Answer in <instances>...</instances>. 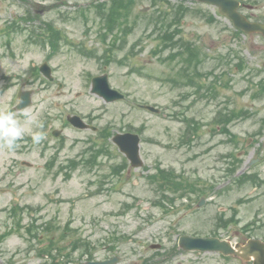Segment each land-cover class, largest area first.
<instances>
[{
  "label": "rangeland",
  "instance_id": "rangeland-1",
  "mask_svg": "<svg viewBox=\"0 0 264 264\" xmlns=\"http://www.w3.org/2000/svg\"><path fill=\"white\" fill-rule=\"evenodd\" d=\"M91 1L0 0V111L9 106V96L16 93L19 84L24 81V86L34 90L33 106L27 111L37 121L40 116L42 118L51 112L50 108L53 107V114H59L63 109L65 114L76 113L83 118L96 120V126L112 123L115 131L143 125L141 155L144 166L133 168L130 173L123 172L119 177L110 175L112 178L105 181V189H99V180L111 174V161L105 160L102 166L92 172L76 170L67 180L63 175H57L55 170L48 172L44 168L39 171L52 152L45 151L41 143H20L15 151L0 147V235L13 225V219L9 216L12 205H29L32 208L42 205L43 211L37 215L40 223L52 221L64 226L72 219L70 226L74 230L70 235L68 232L64 241L80 236L100 245L97 256L106 254L105 249L116 250L122 257L120 264H141L154 254L155 249L151 245L161 243V252L165 253L178 242L181 234H209L217 230L216 223L221 213L230 215L233 208L238 206L239 225L228 229L219 227L222 238H228L233 243L245 242L249 235L263 238L264 184L255 187L248 182L238 184L235 179L246 171H258L264 177V97H252L255 87L251 85V80L264 78V38L252 34L234 39L231 22L221 16L217 8L207 4L202 8L215 16V22L210 23L204 16L194 12L188 14L182 21L183 34L187 39L197 42L202 54L208 55V59L201 66L203 75L196 76L201 87L191 86L184 90L181 86L176 88L175 82L170 81L169 65L161 64L159 57L152 54L154 42L145 35L141 22V27L129 35L128 45L140 38L136 51L140 50V45L145 48L134 57L131 55L132 47L127 48L124 53L130 54L132 60L126 66L121 65L117 53L110 65L103 66L98 57L93 60L81 56L78 51L74 52L64 45L57 55L47 58L48 48L30 45L26 38L27 32L10 36L4 33L7 25L20 16L33 13L32 6L35 9L37 4H43L50 8L42 13L41 21L30 22V26H42L44 21H51L74 42L84 41L88 48L97 49L100 55L105 46L98 37V22L94 20L93 14L84 18L76 12L80 5ZM197 1H190L189 6H197ZM244 1H250L255 6L254 11L245 10L246 13L264 20V0ZM136 2L132 19L143 7L150 6L148 11H152L150 0ZM229 48L241 50L248 66L245 70L238 71V66L234 65L237 60L228 58L226 52ZM44 60L56 67V73L64 83L61 93L56 86L46 85L42 78L33 80L34 77L29 73L32 67ZM137 68L141 69L140 73ZM212 71L214 73L210 74ZM104 72L109 73L113 88L126 94V100L106 104L98 95L91 93V78ZM6 73L16 78L3 81ZM211 84L214 89L208 87ZM141 103L153 104L160 108V112L140 108L138 104ZM243 108L252 115L233 121L231 132L235 137L211 131L220 111L227 113L232 109ZM16 115L30 129L22 113ZM185 115L203 124L199 127L201 136L194 138L191 145H187V138L181 135L186 125L182 121ZM63 127L66 136L63 139L52 137L50 140L51 146L65 141L58 158L60 162L78 157L91 147L87 138L94 137L90 130ZM233 150L242 158V163L234 172L231 171V158L227 156ZM21 159L32 162L34 166H21ZM157 165L183 173L198 186L197 193H192L191 199L178 200L175 209L171 205V211L167 214L154 204L159 195L153 193V186L146 180V175L155 172ZM9 181L15 182L9 185H18L23 191L14 194L10 193L11 190L2 192L1 187ZM113 181L117 190L111 188ZM203 192H208L209 196H205L204 204L198 206L199 196L202 197ZM29 215L28 212L24 213V224L29 222ZM253 220H256V224L247 233L242 231V226ZM124 235L127 240H112L113 236ZM37 246H41V243L28 241L23 232H11L0 240V264H49L51 257L37 254ZM162 264L240 263L233 259L224 260L218 253L182 251L165 259Z\"/></svg>",
  "mask_w": 264,
  "mask_h": 264
},
{
  "label": "water",
  "instance_id": "water-1",
  "mask_svg": "<svg viewBox=\"0 0 264 264\" xmlns=\"http://www.w3.org/2000/svg\"><path fill=\"white\" fill-rule=\"evenodd\" d=\"M204 1V0H202ZM208 2H211L213 4H218L220 6V9L222 13H224L226 16L230 17L233 21L236 27L242 28L244 31H263L264 32V26H261L256 23H251L248 20L245 19L243 15L237 12V8L239 3L235 0H205ZM95 83V89L99 91L100 94L105 96L107 99H116L118 97H122L121 93H117L114 90H111L109 87V82L107 81V75L99 78L94 79ZM98 83V84H97ZM153 107H150L152 109ZM154 109V108H153ZM78 120V117H74ZM75 124H80L76 123ZM133 140L134 143V152L131 153L128 149H126V146L129 142V140ZM116 140L119 145L123 149L126 150L131 160H133L134 164L139 165L142 162L139 160V137L137 135H120L116 137ZM181 246L186 249H199V250H210V251H221L224 255L227 254H234V255H241L242 257L246 259H251V256L255 257L254 264H264V243L260 240L251 239L249 242L244 245H238L237 249H234L228 241H221L219 238H189L182 236ZM93 264H105L103 263H93Z\"/></svg>",
  "mask_w": 264,
  "mask_h": 264
},
{
  "label": "clouds",
  "instance_id": "clouds-1",
  "mask_svg": "<svg viewBox=\"0 0 264 264\" xmlns=\"http://www.w3.org/2000/svg\"><path fill=\"white\" fill-rule=\"evenodd\" d=\"M22 115L25 117L27 124L34 125L36 128H42L35 116L30 111H23ZM31 135V141L35 145H39L45 136L40 131H31L22 123L15 112L0 111V147L9 151H15L19 147V142L22 141L25 135Z\"/></svg>",
  "mask_w": 264,
  "mask_h": 264
},
{
  "label": "trees",
  "instance_id": "trees-1",
  "mask_svg": "<svg viewBox=\"0 0 264 264\" xmlns=\"http://www.w3.org/2000/svg\"><path fill=\"white\" fill-rule=\"evenodd\" d=\"M127 1L125 0V2L123 0H114L112 2V5L109 7V11H108V19L111 20V22L114 24L115 22H118L119 18L121 16L126 17V15L128 14V10L129 7L127 6ZM103 7H105V4L100 6V9H102ZM182 10H184L183 5L179 6L176 8L174 13H170V12H163V16H164V20L161 21V23H159V21H155L154 22V28L155 31L157 32V35L159 37V39L162 40L161 44L159 45L160 49L159 50H163L165 49L164 47H167V44L165 41L164 36L165 34H163L164 29L166 27V25H168L166 23V21L168 19L174 18L176 20V22L178 23L179 21V17L178 14L180 12H182ZM181 55V53H179ZM191 55V52L189 53Z\"/></svg>",
  "mask_w": 264,
  "mask_h": 264
},
{
  "label": "flooded vegetation",
  "instance_id": "flooded-vegetation-1",
  "mask_svg": "<svg viewBox=\"0 0 264 264\" xmlns=\"http://www.w3.org/2000/svg\"><path fill=\"white\" fill-rule=\"evenodd\" d=\"M55 121H60L61 120V118H60V115H56L55 117ZM49 127H52V125H48V128ZM36 131H40V132H42L43 134H44V136H45V139L47 140V138L48 137H52V135H50V133H53V131H47V132H45L46 130L45 129H43V128H39V129H36ZM44 146H47V144H43ZM114 256H117L116 254H114ZM114 256H112V257H114ZM112 257H110V258H112Z\"/></svg>",
  "mask_w": 264,
  "mask_h": 264
}]
</instances>
